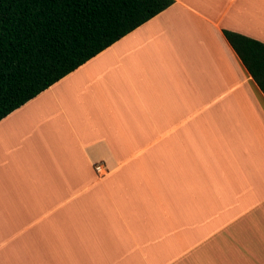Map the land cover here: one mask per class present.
I'll list each match as a JSON object with an SVG mask.
<instances>
[{
    "label": "crops",
    "instance_id": "1",
    "mask_svg": "<svg viewBox=\"0 0 264 264\" xmlns=\"http://www.w3.org/2000/svg\"><path fill=\"white\" fill-rule=\"evenodd\" d=\"M223 29L264 42V0H174L0 119V264H264V93Z\"/></svg>",
    "mask_w": 264,
    "mask_h": 264
},
{
    "label": "trees",
    "instance_id": "2",
    "mask_svg": "<svg viewBox=\"0 0 264 264\" xmlns=\"http://www.w3.org/2000/svg\"><path fill=\"white\" fill-rule=\"evenodd\" d=\"M174 0H0V119ZM264 93V42L223 29Z\"/></svg>",
    "mask_w": 264,
    "mask_h": 264
},
{
    "label": "built area",
    "instance_id": "3",
    "mask_svg": "<svg viewBox=\"0 0 264 264\" xmlns=\"http://www.w3.org/2000/svg\"><path fill=\"white\" fill-rule=\"evenodd\" d=\"M100 168H101V165L100 164H98V165L95 166V170L98 171V172H99Z\"/></svg>",
    "mask_w": 264,
    "mask_h": 264
}]
</instances>
